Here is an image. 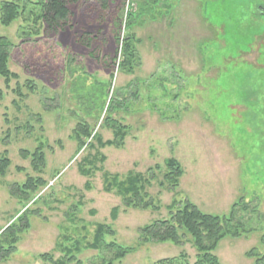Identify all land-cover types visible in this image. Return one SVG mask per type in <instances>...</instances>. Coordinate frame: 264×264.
<instances>
[{
	"label": "rangeland",
	"instance_id": "obj_1",
	"mask_svg": "<svg viewBox=\"0 0 264 264\" xmlns=\"http://www.w3.org/2000/svg\"><path fill=\"white\" fill-rule=\"evenodd\" d=\"M123 1L81 0L71 7L75 29L58 36H45L43 27L34 34L39 25L29 17L30 6L25 17L0 24V37L14 45L9 67L18 76L8 86L0 79V156L12 164L0 178V232L26 210L31 222L6 260V237L0 240V264H45L42 254L58 260L69 257L68 249L76 258L71 264H107L114 250L87 247L99 224L113 231L106 243L133 248L140 228L168 219L175 200L224 216L241 199L249 209L239 211L237 221L248 233L222 240L216 255L222 264H255L248 253L264 254V0H170L175 6L166 17L134 29L142 64L134 75L114 73L109 95L117 97L115 111L107 113V99L103 110L88 113L73 84L85 73L87 87L110 80L111 71L90 52L115 54L113 16ZM99 30L92 49L73 45L76 31ZM109 115L128 126L123 146L101 148L94 141L93 149H80L75 130L81 123L104 142L114 140L105 124ZM42 144L47 184L25 201L12 191L39 172L22 152L32 154ZM171 158L184 171L176 192L160 185ZM151 168L157 178L147 192L159 210L128 209L116 190H104L105 174L124 181ZM182 251L194 264L191 244L172 243H149L113 264H158Z\"/></svg>",
	"mask_w": 264,
	"mask_h": 264
},
{
	"label": "trees",
	"instance_id": "obj_2",
	"mask_svg": "<svg viewBox=\"0 0 264 264\" xmlns=\"http://www.w3.org/2000/svg\"><path fill=\"white\" fill-rule=\"evenodd\" d=\"M81 0H13L0 2V24L10 26L20 18L25 17L28 13L29 6L30 18L34 19V25H39V30H35L36 35L41 33L42 27L45 36H58L61 32L73 28L74 13L72 6L80 3ZM175 6V5H174ZM170 4V0H124L122 3L121 13L113 16L114 24L113 31L117 43L115 54L100 56V49H95L90 52V57L99 61L106 69L111 71L110 80L106 83L96 82L90 87L86 86L89 81V76H77L73 86H77L82 95H76L77 98L86 106L88 113L96 109H104L109 100L107 113L115 111L117 97L109 95V90L113 84L116 73L126 75H134L136 70L141 66L142 60L137 44L140 42L137 38L134 29L138 25H144L146 21H158L166 17L168 10L174 9ZM163 8V10L161 9ZM147 19V20H146ZM102 20L103 21H107ZM25 21H27L25 19ZM36 29V28H35ZM102 35L101 30L95 35L92 32H85L79 35L76 42L82 47L90 50L93 43ZM14 45L5 37H0V79L3 78L8 86L11 81L18 79L17 74L11 72L9 63L13 55ZM118 107L120 104H117ZM105 124H111L114 129L115 138L112 141L104 142L102 137L95 133L90 128L89 124L81 123L75 130L76 139L79 142L80 149L86 147L93 149L94 141L101 147H116L121 148L124 144V139L128 135V126L122 125L110 115L106 117ZM91 140V141H90ZM89 142V143H88ZM23 156L31 160V167L35 172H39L37 177H29L27 182L18 186L12 191L13 195H19L22 200H31L47 182L42 178L47 165L45 153V145L42 144L31 154L23 151ZM10 158L4 154L0 156V178H5L11 168ZM166 172L164 173L161 186L165 187L169 192H176L180 186L181 178L184 171L178 160L171 158L165 163ZM159 169V166H156ZM153 168L148 174L130 173L126 180H120L117 175L109 178L105 174L104 190L111 193L116 190L117 194L122 197L123 205L126 208L140 210H159L153 200L149 199L147 188L152 186V182L156 180L157 175L153 174ZM86 173V172H85ZM87 174V173H86ZM240 208V209H239ZM249 205L244 200L236 202L232 205L230 212L224 216L211 215L202 212L198 206L190 201L175 200L167 207L169 212L168 219L154 221L152 224L144 226L139 230V241L133 248H124L116 243H106L105 237L107 234H113L112 229L104 224H99L96 228L92 243H88L90 249H105L107 251L114 250L116 257L107 262L113 264L116 260L124 259L134 249H140L149 243H172L179 248H183L187 244H191L196 251V259L194 264H222L216 255L219 244L226 238H240L248 233L241 221H237L239 211L246 212ZM29 210L21 214L16 222L11 223L0 233V240L5 238L8 244V250L4 251L3 259H8L12 251L16 252V245L20 241V235L31 228V222L28 218ZM118 209L115 208L112 212V218H117ZM5 244V243H4ZM264 247V240H262ZM80 251V245L75 248ZM73 249H68L69 257L55 260L52 253L42 254L40 258L45 264H71L76 261L73 255ZM248 257L255 260V264H264V254H261L257 249L248 253ZM158 264H191L189 256L182 251L177 257L164 259Z\"/></svg>",
	"mask_w": 264,
	"mask_h": 264
},
{
	"label": "crops",
	"instance_id": "obj_3",
	"mask_svg": "<svg viewBox=\"0 0 264 264\" xmlns=\"http://www.w3.org/2000/svg\"><path fill=\"white\" fill-rule=\"evenodd\" d=\"M179 5V4H178ZM75 14V13H74ZM74 20H75V18H74ZM74 20H73V28H71V29H67V31L68 32H70V33H72L73 32V30L75 29V22H74ZM67 31H65L64 33H67ZM85 32H93V31H84L83 33H85ZM63 33V34H64ZM80 34L79 33H77V31L75 32V34L73 35V45H75V47L76 48H79L78 46H80V47H82L80 44H78L77 42H76V39H77V37L79 36ZM99 36H101V35H99ZM99 39V38H98ZM98 39L96 40V41H98ZM82 48H84V47H82ZM86 49V48H85ZM92 59V58H91ZM94 60V59H93ZM96 61V60H95ZM97 63L99 62V61H96ZM99 64H101V63H99Z\"/></svg>",
	"mask_w": 264,
	"mask_h": 264
}]
</instances>
